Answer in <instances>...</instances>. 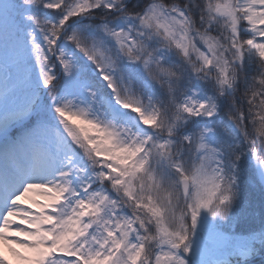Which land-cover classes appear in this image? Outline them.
<instances>
[{"label": "snow or ice", "instance_id": "6c2138e0", "mask_svg": "<svg viewBox=\"0 0 264 264\" xmlns=\"http://www.w3.org/2000/svg\"><path fill=\"white\" fill-rule=\"evenodd\" d=\"M14 262L264 264V0H0Z\"/></svg>", "mask_w": 264, "mask_h": 264}, {"label": "bare ground", "instance_id": "6f19581e", "mask_svg": "<svg viewBox=\"0 0 264 264\" xmlns=\"http://www.w3.org/2000/svg\"><path fill=\"white\" fill-rule=\"evenodd\" d=\"M5 254L8 255L6 252H5ZM14 264H15V262H14Z\"/></svg>", "mask_w": 264, "mask_h": 264}]
</instances>
